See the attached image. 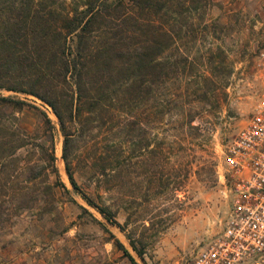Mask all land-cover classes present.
Wrapping results in <instances>:
<instances>
[{
    "label": "rangeland",
    "instance_id": "rangeland-1",
    "mask_svg": "<svg viewBox=\"0 0 264 264\" xmlns=\"http://www.w3.org/2000/svg\"><path fill=\"white\" fill-rule=\"evenodd\" d=\"M189 21L178 45L190 40V28L197 30L190 54L204 60L213 46L215 67L196 63L189 81L170 80L167 96L174 102L137 112L142 144H119L118 138L128 140L126 130L107 134L114 151L106 181L75 174L80 190L108 205L122 228L72 188L61 158L63 137L49 106L0 89L46 111L53 125L49 134L31 106L0 107V194L13 204L0 225V264H131L112 235L139 264H191L203 240L220 230L231 200L221 177L222 150L264 98V0H205ZM87 146L77 168L96 149ZM51 147L58 175L44 152ZM30 167L39 173L34 183L28 181ZM128 236L144 237L143 260Z\"/></svg>",
    "mask_w": 264,
    "mask_h": 264
},
{
    "label": "trees",
    "instance_id": "trees-1",
    "mask_svg": "<svg viewBox=\"0 0 264 264\" xmlns=\"http://www.w3.org/2000/svg\"><path fill=\"white\" fill-rule=\"evenodd\" d=\"M204 2L0 0V89L33 96L49 106L63 137L61 158L72 188L112 225L122 228L108 205L80 190L75 174L80 171L89 179L106 181L110 170L107 163L114 151L107 134L126 130L128 140L118 138L119 144L129 139L142 144L136 132L140 129L137 112L149 104L174 102L167 96L173 77L189 81L197 64L215 67L213 46L204 60L201 55L190 54V47L199 41L197 30L190 28V40L183 48L178 45L187 35L189 19ZM196 50L198 53V47ZM26 105L39 111L44 129L50 134L53 125L46 111L25 99L0 94V107L21 110ZM179 107L184 109L183 104ZM92 144L96 149L77 168L82 159L81 147L88 145L91 149ZM119 150L122 155L121 145ZM44 152L58 175L54 150L44 148ZM29 173L28 181L34 183L39 173L34 167ZM58 183L68 191L62 182ZM8 202L0 194V225L10 215L13 204L9 202L8 206ZM143 226L149 228L144 220ZM149 226L154 228V223ZM112 237L130 263L139 264L125 245ZM143 239L128 236L129 245L142 260L147 246Z\"/></svg>",
    "mask_w": 264,
    "mask_h": 264
},
{
    "label": "built area",
    "instance_id": "built-area-1",
    "mask_svg": "<svg viewBox=\"0 0 264 264\" xmlns=\"http://www.w3.org/2000/svg\"><path fill=\"white\" fill-rule=\"evenodd\" d=\"M230 207L191 264H264V98L222 150Z\"/></svg>",
    "mask_w": 264,
    "mask_h": 264
}]
</instances>
